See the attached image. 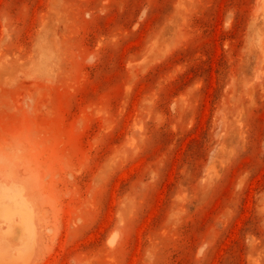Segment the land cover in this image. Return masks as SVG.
Wrapping results in <instances>:
<instances>
[{
	"label": "rangeland",
	"instance_id": "374dc122",
	"mask_svg": "<svg viewBox=\"0 0 264 264\" xmlns=\"http://www.w3.org/2000/svg\"><path fill=\"white\" fill-rule=\"evenodd\" d=\"M1 190L0 264H264V0H0Z\"/></svg>",
	"mask_w": 264,
	"mask_h": 264
},
{
	"label": "bare ground",
	"instance_id": "6f19581e",
	"mask_svg": "<svg viewBox=\"0 0 264 264\" xmlns=\"http://www.w3.org/2000/svg\"><path fill=\"white\" fill-rule=\"evenodd\" d=\"M2 193V195H1ZM7 198V202L4 199ZM7 203V204H6ZM17 205L14 195L5 194L3 190L0 192V223L4 224V227H0V263L6 259V251L9 249V242L12 236V225L16 215H19V223L24 225L26 230H29V222L23 216V210L15 209ZM18 222V221H17ZM12 226V227H11ZM12 242V241H11ZM3 247V248H2Z\"/></svg>",
	"mask_w": 264,
	"mask_h": 264
}]
</instances>
